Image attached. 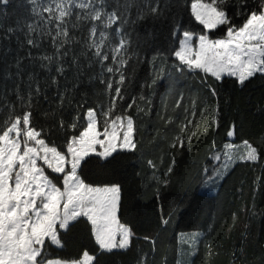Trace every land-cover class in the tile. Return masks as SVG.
<instances>
[{
    "label": "trees",
    "instance_id": "trees-1",
    "mask_svg": "<svg viewBox=\"0 0 264 264\" xmlns=\"http://www.w3.org/2000/svg\"><path fill=\"white\" fill-rule=\"evenodd\" d=\"M170 2L173 8L168 17L143 20L132 34L134 54L126 70L125 99L119 102L117 111L134 118L137 150L121 152L108 161L86 158L81 169L88 183L120 186L118 218L132 232L129 247L101 251L90 224L81 218L69 230L61 231L62 247L49 244L47 258L71 262L87 251L94 258L93 264H178L180 235L204 233L189 264H264V74L257 73L240 84L234 77L217 81L199 73L176 71L177 62L171 53L178 47L176 36L182 38L183 31L199 35L203 29L191 17V0ZM31 7L29 0L0 2V24L4 29L0 37L8 27L17 29L9 39H0V105L17 103L15 84L27 81L29 73L38 74L41 80L49 75L38 62L33 64L27 59H22L25 74H16V59L25 57L27 51L21 49L16 37L22 36L20 29L32 18ZM236 7V0H230L227 11L233 23L241 24L243 17L236 16ZM248 7L257 4L248 0ZM225 31L226 26H220L207 34L216 39ZM160 67L165 69L163 74L156 71ZM100 75V65L89 68L85 62L82 70L70 68L66 76L59 78V89L48 87L47 99L39 98L33 123L50 143L63 147L65 132L60 130L59 120L63 117L71 122L77 103L86 102L79 109L81 115L88 108L99 112L100 105H107L110 94L99 82ZM154 79L156 83L152 84ZM57 91H66L77 103L65 102L61 107ZM177 100L182 101L180 108L175 107ZM185 109L193 123L181 133L180 126L186 123ZM201 109L205 110L203 116ZM16 110H20L18 103ZM46 111L54 117H45ZM7 112L8 108L0 107V120ZM212 114L216 115L214 125ZM167 116L175 118L173 123L165 125L161 117ZM229 130L234 131L233 141L229 140ZM192 132L195 135L189 143L187 137ZM177 136L183 140V148L175 141ZM174 141L176 147L171 146ZM243 141L257 149V160L235 163L214 193H201L209 176L218 170L225 145H242ZM149 160L155 167L149 165ZM49 175L62 188L61 177Z\"/></svg>",
    "mask_w": 264,
    "mask_h": 264
},
{
    "label": "snow or ice",
    "instance_id": "snow-or-ice-1",
    "mask_svg": "<svg viewBox=\"0 0 264 264\" xmlns=\"http://www.w3.org/2000/svg\"><path fill=\"white\" fill-rule=\"evenodd\" d=\"M229 2L191 0V17L203 31L199 35L183 31L182 38L176 36L178 47L171 50L177 62L176 71L199 73L205 79L217 81L225 76L235 77L240 84L257 73L264 74V0H254L257 4L254 8L248 7V0H236L235 14L243 17L241 24L233 23L229 16ZM29 3L32 18L20 29L22 36L16 37L21 49L27 51L25 57L16 59V74L20 77L25 74L22 59H27L33 64L38 62L49 75L41 80L38 74L29 73L27 81L15 84L19 111L17 103L0 105L8 108L6 117L0 120V264H93L94 258L87 251L71 262L47 258L45 253L49 244L62 247L61 231L69 230L81 218L90 224L101 250L129 247L132 232L118 218L120 186L88 183L82 178L81 169L86 158L95 156L108 161L121 152L137 150L134 118L117 111L119 102L125 99L126 70L134 54L132 34L143 20L161 21L168 17L173 4L170 0H29ZM220 26H226L224 35L210 38L207 33ZM0 30H4L2 24ZM16 33L17 29L8 27L0 39H9ZM147 36L145 33V39ZM85 62L89 68L100 65L99 82L105 85L109 100L107 105H100L99 112L88 108L81 115L79 109L86 102L77 103L66 91H57L61 107L65 102L77 103L71 122L63 117L59 120V128L65 132L61 148L50 143L43 130L33 123L34 109L41 96L47 99L48 87L55 85L59 89V78L66 76L70 68L82 70ZM156 71L163 74L165 69L160 67ZM155 83L154 79L152 84ZM212 94L216 95L215 89ZM181 105V100L175 102L176 108ZM184 112L186 123L181 124V133L193 123L188 119V109ZM54 115L44 113L45 117ZM195 115L193 108L192 116ZM200 115H205L204 109ZM161 119L167 125L175 118ZM82 120L86 123H80ZM211 121L213 125L216 123L215 114ZM227 134L232 137L234 131ZM194 135L195 132L188 135L189 143ZM175 141L183 148L180 136ZM175 141L172 147L177 146ZM243 145L245 152L240 159L257 160V149L248 141H243ZM233 147L225 145V149ZM224 155L226 161L233 159L229 151ZM148 163L155 167L151 160ZM223 167L226 169L227 164ZM168 171H172L171 167ZM49 172L61 177L62 188ZM222 178L219 169L209 176L213 182Z\"/></svg>",
    "mask_w": 264,
    "mask_h": 264
},
{
    "label": "rangeland",
    "instance_id": "rangeland-1",
    "mask_svg": "<svg viewBox=\"0 0 264 264\" xmlns=\"http://www.w3.org/2000/svg\"><path fill=\"white\" fill-rule=\"evenodd\" d=\"M212 31V30H211ZM235 78V77H234ZM233 145V144H232ZM225 148V147H224ZM226 151H229L233 157L231 161H226L225 155H223V159L221 160V164L218 167V169L222 172V177L231 169V167L241 161H248V160H241L240 157L244 154L245 149L244 145H234L232 149H225L224 154ZM225 164H227L226 169L223 167ZM54 174V173H52ZM57 175V174H54ZM58 176V175H57ZM221 179L213 180L208 179L204 186L201 189V193H214L217 185ZM205 237L204 233H190V234H182L179 237V245H180V250H179V262L178 264H189L191 258L196 252L197 245L200 241H202ZM55 246V245H53ZM57 247V246H55ZM59 248V247H57ZM126 249V248H125ZM114 250H124L120 248H114L111 251ZM110 252V251H108Z\"/></svg>",
    "mask_w": 264,
    "mask_h": 264
},
{
    "label": "water",
    "instance_id": "water-1",
    "mask_svg": "<svg viewBox=\"0 0 264 264\" xmlns=\"http://www.w3.org/2000/svg\"><path fill=\"white\" fill-rule=\"evenodd\" d=\"M229 140H230V141H233V136H232V137H229Z\"/></svg>",
    "mask_w": 264,
    "mask_h": 264
},
{
    "label": "crops",
    "instance_id": "crops-1",
    "mask_svg": "<svg viewBox=\"0 0 264 264\" xmlns=\"http://www.w3.org/2000/svg\"><path fill=\"white\" fill-rule=\"evenodd\" d=\"M102 251H104V250H102Z\"/></svg>",
    "mask_w": 264,
    "mask_h": 264
}]
</instances>
